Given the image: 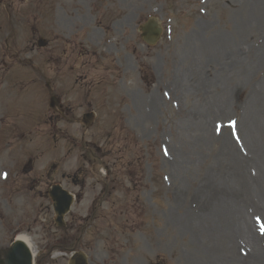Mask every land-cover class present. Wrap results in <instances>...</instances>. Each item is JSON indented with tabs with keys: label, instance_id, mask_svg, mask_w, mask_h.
I'll list each match as a JSON object with an SVG mask.
<instances>
[{
	"label": "rangeland",
	"instance_id": "obj_1",
	"mask_svg": "<svg viewBox=\"0 0 264 264\" xmlns=\"http://www.w3.org/2000/svg\"><path fill=\"white\" fill-rule=\"evenodd\" d=\"M261 8L264 0H0V250L23 233L42 264H67L65 247L88 264H219V232L197 217L185 232L174 224L185 209L202 212L209 184L235 187L218 164L224 136L243 155L264 145L252 106L263 116L264 99L249 101L264 80ZM149 18L162 27L154 44L140 30ZM54 184L75 197L62 226L47 193ZM245 202L261 240L244 242L234 224L224 234L246 259L264 245V216L255 195Z\"/></svg>",
	"mask_w": 264,
	"mask_h": 264
},
{
	"label": "bare ground",
	"instance_id": "obj_2",
	"mask_svg": "<svg viewBox=\"0 0 264 264\" xmlns=\"http://www.w3.org/2000/svg\"><path fill=\"white\" fill-rule=\"evenodd\" d=\"M263 9L264 8H261V10ZM256 63H259V61L257 60L253 64ZM257 83L262 85V89L259 93L253 91L249 101H251L255 96H260L261 102L264 99V80L262 81V83H260L259 81ZM148 99L151 113L154 110V105L159 102L158 94H151V98L148 97ZM227 102L228 101H223L222 103ZM252 106L255 109L254 116L257 115L255 129L263 130L264 115L262 116L259 113L261 108L259 106L257 111V103L255 101L252 102ZM193 115V118H196L198 116L195 114ZM200 126L204 129L205 132H207L208 125L204 117L201 121ZM248 129L249 130H246L248 133L245 134L244 137L248 141L247 145L253 148L252 143H254V140H251V136L255 131H253V129L250 130L249 126ZM222 139L224 140L221 145V155L219 157L218 164L221 170H223V168L232 170L231 175L229 176L233 180V184L235 183V187L233 185L227 188L221 184L219 185L220 189L218 190L214 183L209 184L207 190L201 192L204 195L205 199V202L202 204V214L200 212H194L197 214L195 215L191 213V210L185 209L182 213L183 216L181 217V219L174 224V230H180L181 232L188 231V217H197V219H202L206 225L221 234V237L223 239V250L220 253L219 264H264V245H262V241L258 242V244L254 243L253 247L251 248V250L253 251L252 254L245 259L235 254L231 241L226 240V233L224 234V230L226 229L225 231L227 232L228 227L231 224H234V226L236 227L235 231L243 235L240 237V239L244 242L245 240H247L250 244L255 239L261 240V236L256 229L255 222L252 223L254 224V229L249 222L246 211L250 210L249 208H246L245 201L248 197H252L255 195V198L258 199L259 203L254 205L255 202H252L253 206L251 207L257 208L263 205L261 214L264 216V145L260 152L255 151L254 153L253 149L248 148L247 154L243 155L242 152H239V150L237 152V150L234 149L233 143L228 137L224 136ZM250 153H252V156L249 157L248 155ZM176 156H178V158H181L183 155L178 152ZM250 160L257 164L255 169L251 168V164L249 165L250 168L248 169L247 164ZM256 168L258 171L256 170ZM212 234L213 232L211 230V235ZM17 239L22 240L28 247H30L32 255H35V252L27 235L19 233L17 235ZM239 243H241L240 240H238V244Z\"/></svg>",
	"mask_w": 264,
	"mask_h": 264
},
{
	"label": "water",
	"instance_id": "obj_3",
	"mask_svg": "<svg viewBox=\"0 0 264 264\" xmlns=\"http://www.w3.org/2000/svg\"><path fill=\"white\" fill-rule=\"evenodd\" d=\"M143 29V37L147 42L154 43L156 39H158L160 35V29L157 28L156 22L150 21L149 23L145 24ZM44 44L42 40H40L39 45ZM58 102V98L55 96L51 97V106L55 108ZM86 125L92 122V115H86ZM85 118V117H84ZM88 119V121H86ZM50 195L54 200V208L56 213L58 214L57 222L62 221L63 214L68 210L70 197L66 193V191L62 190L59 186H54L53 189L50 191ZM3 258H0V264H31V255L30 251L26 247V245L18 240L14 242L7 250L2 252ZM78 262L83 261V256L77 254L76 257Z\"/></svg>",
	"mask_w": 264,
	"mask_h": 264
}]
</instances>
